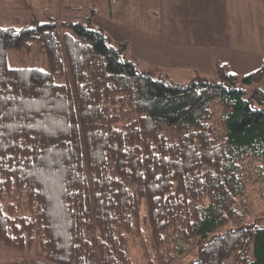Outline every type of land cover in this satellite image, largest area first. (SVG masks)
Returning <instances> with one entry per match:
<instances>
[{
  "label": "trees",
  "instance_id": "16d2710c",
  "mask_svg": "<svg viewBox=\"0 0 264 264\" xmlns=\"http://www.w3.org/2000/svg\"><path fill=\"white\" fill-rule=\"evenodd\" d=\"M93 16L0 26V242L35 264H135L131 238L145 264H264V212L241 205L264 182V66L175 83Z\"/></svg>",
  "mask_w": 264,
  "mask_h": 264
},
{
  "label": "rangeland",
  "instance_id": "374dc122",
  "mask_svg": "<svg viewBox=\"0 0 264 264\" xmlns=\"http://www.w3.org/2000/svg\"><path fill=\"white\" fill-rule=\"evenodd\" d=\"M0 0V26H13L20 29L30 25L32 21L40 23L51 22L56 20L62 21H83L90 14L93 16V23L100 27L104 33L110 37L112 44L117 45L120 41L130 40L131 32L134 29L146 30L160 38H179V28L170 27L164 29L165 23L179 22L178 17L182 12L185 33L193 31L200 22L199 26L214 25L220 29V39L225 38L223 28L226 26V17L231 14L244 17L236 19L235 30L242 31L236 36L234 44L237 46L247 47L242 38L245 40L251 38V47L258 48V38L264 33V11L261 10L259 19V0ZM181 8V10H180ZM232 12V13H231ZM171 13L172 16H169ZM192 22H195L192 24ZM190 23V24H188ZM204 24V26H203ZM193 25V26H192ZM168 26V25H167ZM166 28V27H165ZM200 28V27H199ZM60 29L64 30L62 27ZM181 29H183L181 27ZM170 33L168 36L166 33ZM182 32V31H181ZM167 33V34H168ZM184 33V34H185ZM189 35V36H188ZM243 35V37H242ZM182 40L194 41L192 34H181ZM233 40V39H232ZM35 45V43H34ZM33 48V47H32ZM35 50L34 49L32 51ZM9 64L11 66L29 65L47 67V61L44 54L36 52H22L9 50ZM129 54L130 51H129ZM132 55V54H131ZM25 58V59H24ZM143 61V60H142ZM141 62V66L157 67L155 63ZM160 68V67H158ZM163 74H168V79L175 83H185L190 79L186 75L187 71L174 69H165L161 67ZM186 72V73H185ZM263 86L262 84H252L249 88ZM242 207L246 208V219L248 221L259 217L264 212V182H252L248 187V196L241 201ZM244 208V209H245ZM245 209V210H246ZM145 238L148 240L149 231L145 229ZM151 256L154 258L156 253L152 246L148 245ZM130 255L133 257L135 264H145L144 250L140 242L131 238ZM192 257L185 255L179 258L175 264H185ZM31 252L18 251L4 246L0 242V264H35L40 263Z\"/></svg>",
  "mask_w": 264,
  "mask_h": 264
},
{
  "label": "crops",
  "instance_id": "0c3cea01",
  "mask_svg": "<svg viewBox=\"0 0 264 264\" xmlns=\"http://www.w3.org/2000/svg\"><path fill=\"white\" fill-rule=\"evenodd\" d=\"M226 2L229 6V0ZM229 8L232 12L234 11L232 7L229 6ZM260 9L264 11V0H259V19L264 18V15L260 18ZM169 16H172L171 13H169ZM181 16L182 12L178 17H175L181 19L179 22L169 24L167 22L164 25V29L168 30L170 27L179 28L178 39H162L146 30H132L129 40L130 53L138 57L140 61L155 63L160 68L187 71L186 75H189L190 79L196 73L213 75L215 73V61L217 60L227 63L229 69L237 74H246L264 66V33L260 34L258 48L256 49L251 47V38L248 37L247 40H245V37L242 38L247 43V47L234 44L236 36L242 32L235 30V21L244 17L235 15L234 12L226 17V26L223 28L225 38L223 40L216 37L219 36V32H222L218 26L210 25L202 28L199 26L200 22H196L197 26H195V29L193 28V31L185 33ZM167 33L166 35H171ZM181 34H192L194 41L182 40L181 37L183 36ZM262 83L264 88V79L260 84Z\"/></svg>",
  "mask_w": 264,
  "mask_h": 264
}]
</instances>
